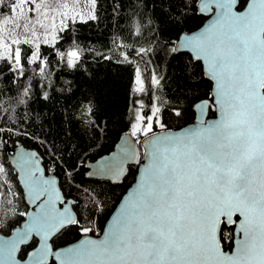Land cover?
I'll return each instance as SVG.
<instances>
[{
	"label": "snow or ice",
	"instance_id": "1",
	"mask_svg": "<svg viewBox=\"0 0 264 264\" xmlns=\"http://www.w3.org/2000/svg\"><path fill=\"white\" fill-rule=\"evenodd\" d=\"M90 3L88 18L95 20L96 0ZM213 6L211 23L198 34L185 35L172 52L190 49L194 59L205 64L206 75L214 82V99L193 101L192 106L203 117L215 105L219 120L200 119L197 126L179 134L158 133L155 128H166L159 96L147 106L134 100L138 107L132 109L128 135L146 149L147 164L137 188L100 239L88 236L94 232L86 226L91 221L73 211L79 202L65 203L56 179L45 175L35 152L20 151L12 159L28 202L36 209L17 212L13 199H6L11 170L0 161V201L12 215L28 217L10 238L0 237V264H50V258L52 264H264V0H249L243 11L238 0H169L167 14L179 24L189 11L207 14ZM61 7L53 9L47 0H0V65L12 74L13 83L25 77L27 65H35L45 75L49 61L42 59L41 43L55 47L58 33L68 27L66 20L79 17L85 22L84 14L67 3ZM144 23L143 18L136 23L135 35L144 34ZM37 29H44L42 37ZM133 51L143 59L151 49ZM58 55L70 68L81 59L78 48ZM128 56L125 53L124 59L131 63ZM149 76L146 83L137 67L132 92L151 96V89L159 88L163 78L155 70ZM30 87H24L22 97L29 96ZM88 111L92 114L91 108ZM174 112L181 116L180 110ZM136 157V148L125 138L118 154L97 161L95 171L87 174L119 178L125 163ZM229 225L235 226L229 237L235 243L231 254L221 247L223 230ZM72 227L84 239L57 249L55 237Z\"/></svg>",
	"mask_w": 264,
	"mask_h": 264
},
{
	"label": "trees",
	"instance_id": "2",
	"mask_svg": "<svg viewBox=\"0 0 264 264\" xmlns=\"http://www.w3.org/2000/svg\"><path fill=\"white\" fill-rule=\"evenodd\" d=\"M239 1V8L247 2ZM168 3L169 0H96L95 20L69 19L68 27L58 33L55 47L41 43L42 59L49 61L45 75H40L35 65H27L25 77L13 83L12 74L0 65V127L6 130L0 132V161L11 170L6 199H13L17 212H26L28 204L9 154L23 143L38 149L46 170L58 175L65 197L79 202L75 207L78 217L85 222L90 220L86 226L94 228L90 233L97 234L134 180L136 165H130L127 175L118 183L86 176V165L112 150L122 133L130 132L132 109L138 107L133 101L143 100L147 106L159 96L165 129H176L194 120L193 101L212 99V82L201 61L187 51L172 52L180 33L196 29L206 17L189 11L181 23H174L167 14ZM2 11L7 13L8 9ZM141 18L145 21L144 34L137 36L135 25ZM148 21L154 23L149 25ZM141 47L151 49L143 59L133 51ZM76 48L81 59L76 67H67L58 53ZM125 53L131 63L124 59ZM137 67L146 83L153 70L163 78L159 88L151 89V96L132 92ZM29 85V96L22 97L24 87ZM22 99L27 103H21ZM174 109L180 110L181 116H176ZM214 114L215 105L209 110V115ZM73 168L76 171L67 176ZM95 203L101 207H95ZM0 209L5 213L0 217L3 233H9L25 217L12 215L3 201ZM233 229L228 226L223 230L226 249L232 247L233 239L229 237ZM82 235L76 227L67 229L55 237L56 248Z\"/></svg>",
	"mask_w": 264,
	"mask_h": 264
},
{
	"label": "water",
	"instance_id": "3",
	"mask_svg": "<svg viewBox=\"0 0 264 264\" xmlns=\"http://www.w3.org/2000/svg\"><path fill=\"white\" fill-rule=\"evenodd\" d=\"M249 3V0H247L246 4L242 7V8H239V4H240V1L238 0V9L240 11H243L247 5ZM215 7L213 6V11L207 13V14H202L206 17V19L204 20V22L199 26L197 27L196 29L192 30V31H183L180 33L177 41H176V45L178 44H181L182 43V40H183V37L185 35H194V34H198L200 31H202L209 23H211V21L215 18ZM179 51H187L189 52L193 57H195V53L192 52L190 49H187V48H181ZM202 65H203V69H204V72H205V75H206V66L205 64L201 61ZM206 77L209 79V77L206 75ZM212 82V99L210 98H203V99H200V100H209V102L211 103L212 100L214 99V96H213V93H214V82L211 80ZM200 100L196 101V102H199ZM194 108V111H195V118L193 121L185 124L184 126L180 127V128H176V129H165V130H160V131H156V132H162V131H171L173 133H181L182 131L184 130H187L189 128H192L194 126H197L198 122L200 119H203L204 121H206L207 123H215L217 120H219L220 118V114H219V111L217 110V107L215 106V114L214 115H209V110H205V114L203 115V117H201L200 115V112L198 109H196L195 107ZM130 132H124L120 135L119 139L117 140V142L115 143L114 147L112 150L106 152V153H103L101 155H99L98 157H96L95 159H91L87 162V171H86V176L88 177H92V178H102V179H109L111 180L112 182H115V183H118V182H122L124 177L127 175L128 171H129V167L130 165H136V174H135V177H134V180L132 181V183L126 188V190L123 192L122 196L120 197L119 201L117 202L116 206L114 207V209L112 210V212L110 213L108 219L106 220L105 224H104V227L101 231L100 234H93V233H89L88 236L92 239H100L102 238L103 236V233L104 231L107 229V227L112 223V220L113 218L117 215V213L120 211V208H121V205L124 203V201L126 199H128L131 194L135 191V189L137 188L138 186V183L141 179V176L143 174V171H144V166L147 164V157L145 155L146 153V149L144 147H142L140 144H137L135 143L136 141V137H131L130 135H128ZM125 138H127L129 140V142L136 148L137 150V157L135 159H132V160H129L125 163L124 165V173L123 175H121L119 178H116V177H113L111 176L110 174L109 175H91L89 176L87 173L89 171H92L94 172L96 167H97V161L99 160H102L104 158H108V159H111L114 155L118 154L119 153V149H120V145H122L125 141ZM20 151H26V152H35L37 154V156L40 158V167L44 168L45 169V175L47 177H51V178H55L57 183H56V187L60 189V192H61V195L64 196L65 198V203L68 204L69 202H72V204H75V199L72 198V197H68L66 198L65 195H64V192H63V189L60 185V182H59V178H58V175L53 173V172H48L45 168V165L42 161V158H41V155H40V152L38 151L37 148L35 147H28L26 145H24L23 143H20L18 145H16L13 150L10 152L9 154V162L11 164V166L14 168L15 170V166L12 164V159L13 157L18 154ZM16 172V176H17V179L22 187V190H23V193H24V198H25V201L26 203L28 204V209L26 212L28 213H31V212H34L36 209H35V205L33 204H30L28 202V198H27V190L24 186V182H23V178L20 176V174L15 170ZM72 204H69V206L71 207ZM58 207L60 208H63L64 205H59L58 204ZM73 211L77 214V211L75 209V207H73ZM78 215V214H77ZM27 216L24 217L23 221L21 222V224L15 226L12 228V230L9 232V233H3L0 231V237H3L4 239H8L10 238L13 233H14V230L16 228H21L23 226V224L26 222L27 220ZM229 226H233V232L235 231V226L234 225H229ZM38 240V238H36ZM82 239H84V236L82 235L81 237H79L78 239L66 244V245H63L61 247H57V249H62V248H67V247H71V246H74L76 244H78ZM221 247L222 249L225 251V252H228L229 254H231L232 252H234L235 250V243L233 241V244H232V247L231 248H225L224 247V243L223 241H221ZM32 249H29L28 251H31ZM17 258L19 259L20 258V254L18 253L17 254ZM25 259H27V257L25 256L24 257ZM50 260H52L50 258Z\"/></svg>",
	"mask_w": 264,
	"mask_h": 264
},
{
	"label": "rangeland",
	"instance_id": "4",
	"mask_svg": "<svg viewBox=\"0 0 264 264\" xmlns=\"http://www.w3.org/2000/svg\"><path fill=\"white\" fill-rule=\"evenodd\" d=\"M47 3L53 9L59 8L60 10H63L61 5L64 3H67L70 8H74L76 11L83 13L85 16V19H88L89 14L92 12V5L90 3V0H79V3H76V0H47ZM69 15H72V13L70 12ZM76 19H79V17H77ZM67 21L68 20H66L65 23ZM56 23H57V27H59V24H60V17L59 16L56 17ZM37 31L41 35V37L44 35V29H37ZM49 31H50V29H49ZM24 35L25 34L21 30L20 31V38H23Z\"/></svg>",
	"mask_w": 264,
	"mask_h": 264
},
{
	"label": "flooded vegetation",
	"instance_id": "5",
	"mask_svg": "<svg viewBox=\"0 0 264 264\" xmlns=\"http://www.w3.org/2000/svg\"><path fill=\"white\" fill-rule=\"evenodd\" d=\"M101 233V231H98V233L97 234H100Z\"/></svg>",
	"mask_w": 264,
	"mask_h": 264
}]
</instances>
